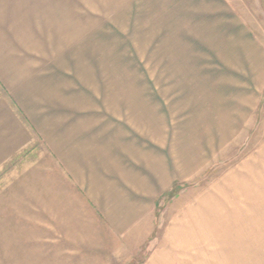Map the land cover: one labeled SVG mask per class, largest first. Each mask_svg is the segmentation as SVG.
I'll return each instance as SVG.
<instances>
[{"label": "crops", "instance_id": "crops-1", "mask_svg": "<svg viewBox=\"0 0 264 264\" xmlns=\"http://www.w3.org/2000/svg\"><path fill=\"white\" fill-rule=\"evenodd\" d=\"M165 10L174 20L164 28L171 37L142 46L152 61L189 62V76L179 77L207 80L201 133L183 139L167 130L166 102L159 97L164 88H151L144 69L121 72L123 83L103 84L101 72H86L85 55L67 49L53 54L49 40L36 38L30 47L0 31V168L40 146L44 161L36 167L61 176L63 205L102 225L99 243L84 251L93 255L85 264H133L142 253L137 264H264V220L255 214V207H264L262 137L222 177L220 202L208 193L217 188L206 189L205 206L223 207L220 231L204 215L201 220L185 214V230L164 227L146 246L164 194L197 176L214 152L238 138L261 110L264 94V42L231 0H168ZM182 30L189 39H182ZM182 48H188L184 54ZM196 196L184 201L187 211L196 208ZM218 233L226 236L219 250L197 246L201 238L218 239ZM230 238L237 241L225 245ZM250 243L253 248L245 246Z\"/></svg>", "mask_w": 264, "mask_h": 264}, {"label": "rangeland", "instance_id": "rangeland-1", "mask_svg": "<svg viewBox=\"0 0 264 264\" xmlns=\"http://www.w3.org/2000/svg\"><path fill=\"white\" fill-rule=\"evenodd\" d=\"M161 1L0 0V31L25 40L31 44L30 47L36 38L49 40V50L53 54L67 49L85 55L86 72H101L103 84L123 83L125 80L120 77L121 72L144 69L150 74L151 88L159 87L161 91L164 88V95L159 97L160 101L164 97L166 102L167 130L171 128V133L184 139L190 132L203 131L198 121L205 117L207 80L179 77L189 76L187 72L192 70L189 62L179 61L173 65L159 63L156 59L152 61L149 48L142 46L158 36L167 40L171 37V33L164 28H168L174 20L165 10L168 0L165 3ZM231 2L239 16L253 28L255 36L264 42V0ZM159 11L161 15L157 16ZM184 37L189 39L182 30L183 40ZM182 49L184 54L188 48ZM143 52H146L144 62ZM87 81L93 82V79ZM136 81L133 80L135 84ZM257 114L238 138L210 156L208 165L197 176L175 183L164 194L155 209V228L147 240V247L161 236L164 227L167 230L174 227L185 230L189 224L185 214H197L199 218L204 215L202 218L212 220L214 230H221L223 207L205 206V192L209 187L217 188L208 193L214 192L220 202L222 177L233 173L239 162L259 146V139L264 138V94L261 110ZM198 141H201L200 136ZM39 148L38 152L26 150L0 168V264H79L81 260L85 264V259L93 255L84 251L99 243L97 236L102 225L86 214L73 215L72 207L63 205L65 198L62 196L61 176L53 169L49 171L48 167L44 170L36 167L37 161H44V157L40 158ZM194 194L199 199L197 206L187 211L184 201ZM66 201L70 202V199ZM262 209L264 207H255V214L264 220ZM173 215L178 218L174 220ZM260 220H256L258 228ZM261 226L264 230V224ZM218 234V239L201 238L197 246L218 249L224 245L225 236ZM183 241L180 240L181 245ZM229 241L232 243L237 239L225 240V245L231 246ZM245 246L253 248L251 243ZM199 249V252L204 250ZM143 257L144 253L135 256L131 263L137 264Z\"/></svg>", "mask_w": 264, "mask_h": 264}]
</instances>
